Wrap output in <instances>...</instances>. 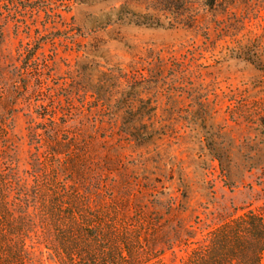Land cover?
<instances>
[{"label":"rangeland","instance_id":"rangeland-1","mask_svg":"<svg viewBox=\"0 0 264 264\" xmlns=\"http://www.w3.org/2000/svg\"><path fill=\"white\" fill-rule=\"evenodd\" d=\"M0 146L33 194L10 264H102L107 247L183 264L264 213V0H0ZM71 202L108 241L62 230Z\"/></svg>","mask_w":264,"mask_h":264},{"label":"trees","instance_id":"trees-1","mask_svg":"<svg viewBox=\"0 0 264 264\" xmlns=\"http://www.w3.org/2000/svg\"><path fill=\"white\" fill-rule=\"evenodd\" d=\"M2 131L6 132L4 126ZM13 151L14 148L12 147L0 146V250L4 255L0 264H10L11 259L13 261L27 259L25 243L19 245L21 241H18L21 240V237L24 239L27 234H20L16 227L19 225L18 219L21 217L25 220L27 216L26 214L24 216L15 215L14 210H16V205L25 206L33 194L30 193V190L23 189L25 186L22 185V176L15 167L16 159ZM15 199H18L19 202ZM67 208L68 210H66ZM66 211L73 218L76 217L79 222L62 228L65 233L74 234V231L69 228L72 227L81 233H85L84 235L92 236L95 238V242L99 244L105 243L106 239L109 240L106 234L101 233L102 228L99 224H93L94 228L89 227L91 224L88 222L95 219L97 214L86 212L81 206H75L72 202L65 207L64 213ZM31 220L28 219V221ZM4 226L5 232L8 231L9 227H13L14 231L12 232L10 229L6 235L2 236L1 231ZM13 234L16 237H12ZM74 247L83 253L82 244ZM146 247L154 249L148 244ZM12 248H14L13 254H10L9 249ZM106 249H108L105 253L107 258L102 261V264H106V262L107 264H140L138 258H133L130 248L122 256H116L110 247ZM190 252L191 254L184 258L183 264H264V213L248 210L238 216L227 218L222 224L210 229L201 241H197L196 245L192 246ZM78 253H73V255ZM149 254L150 257L147 261L154 260L149 264L160 263L159 255H155L154 251Z\"/></svg>","mask_w":264,"mask_h":264}]
</instances>
